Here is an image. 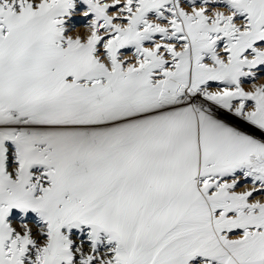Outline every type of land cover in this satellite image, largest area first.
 <instances>
[{"label": "snow or ice", "instance_id": "snow-or-ice-1", "mask_svg": "<svg viewBox=\"0 0 264 264\" xmlns=\"http://www.w3.org/2000/svg\"><path fill=\"white\" fill-rule=\"evenodd\" d=\"M0 264H264V0H0Z\"/></svg>", "mask_w": 264, "mask_h": 264}, {"label": "bare ground", "instance_id": "bare-ground-1", "mask_svg": "<svg viewBox=\"0 0 264 264\" xmlns=\"http://www.w3.org/2000/svg\"><path fill=\"white\" fill-rule=\"evenodd\" d=\"M78 30L82 31V29H78Z\"/></svg>", "mask_w": 264, "mask_h": 264}]
</instances>
